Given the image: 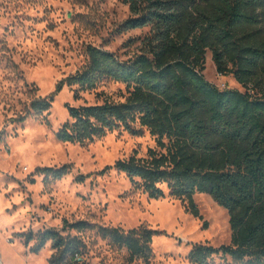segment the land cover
<instances>
[{"label": "trees", "instance_id": "16d2710c", "mask_svg": "<svg viewBox=\"0 0 264 264\" xmlns=\"http://www.w3.org/2000/svg\"><path fill=\"white\" fill-rule=\"evenodd\" d=\"M129 16L124 28L147 27L138 52L120 59L94 45L73 73L56 82L55 90L32 98L24 114L47 111L63 86L92 89L102 77L124 84L123 100L66 103L69 119L55 135L61 141L83 144L122 126L130 133L144 127L154 146L144 155L135 151L114 162L149 197L168 194L185 201L200 216L193 200L207 193L228 215L226 244L195 243L187 258L208 264L214 254L243 264H264V0H124ZM220 74L230 73L244 91L220 88L202 70L205 53ZM66 165L39 167L45 176L59 178ZM91 231L109 246L124 249L121 264H151V241L158 231L143 224L124 229L87 219L61 227L23 233L38 251L50 242L49 264H105L92 261L84 240Z\"/></svg>", "mask_w": 264, "mask_h": 264}, {"label": "rangeland", "instance_id": "374dc122", "mask_svg": "<svg viewBox=\"0 0 264 264\" xmlns=\"http://www.w3.org/2000/svg\"><path fill=\"white\" fill-rule=\"evenodd\" d=\"M124 0H0V258L4 264H49L50 242L31 250L34 239L23 233L61 227L63 219H87L124 229L143 224L158 232L151 241V264H194L187 258L195 243L226 244L230 230L227 211L207 193L193 200L200 216L185 201L168 194L149 197L114 167L133 151L144 155L154 146L144 127L130 133L122 126L83 144L59 140L55 133L69 119L66 103L123 100L124 84L102 77L92 89L63 85L47 111L17 117L32 98L55 90L58 80L85 61L91 44L128 59L139 50L147 27L124 28L129 16ZM204 77L220 88L244 91L230 73L220 74L206 51ZM59 178L45 176L39 167H61ZM92 261L121 264L124 249L86 232ZM131 264H140L134 262ZM208 264H243L212 255Z\"/></svg>", "mask_w": 264, "mask_h": 264}, {"label": "bare ground", "instance_id": "6f19581e", "mask_svg": "<svg viewBox=\"0 0 264 264\" xmlns=\"http://www.w3.org/2000/svg\"><path fill=\"white\" fill-rule=\"evenodd\" d=\"M0 263H1V264H4L3 261H1V258H0Z\"/></svg>", "mask_w": 264, "mask_h": 264}, {"label": "built area", "instance_id": "2783aa9c", "mask_svg": "<svg viewBox=\"0 0 264 264\" xmlns=\"http://www.w3.org/2000/svg\"><path fill=\"white\" fill-rule=\"evenodd\" d=\"M1 264V263H0Z\"/></svg>", "mask_w": 264, "mask_h": 264}]
</instances>
